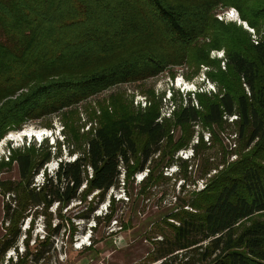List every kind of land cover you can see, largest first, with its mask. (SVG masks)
<instances>
[{
    "label": "trees",
    "instance_id": "1",
    "mask_svg": "<svg viewBox=\"0 0 264 264\" xmlns=\"http://www.w3.org/2000/svg\"><path fill=\"white\" fill-rule=\"evenodd\" d=\"M229 8L254 34L216 19ZM215 51L222 58L211 59ZM186 65L196 72L207 67L213 92L181 100L167 117L162 97L147 94L142 108L117 92L99 105L94 126L80 137L73 135V119H62L75 156L60 160L52 175L41 172V185L31 186L32 179L51 159V147L39 145L43 154L34 147L12 152L10 163L0 166L1 173L13 162L18 171V181L0 178V194L8 198L0 260L16 251L29 207L61 210L95 192L99 204L110 189L145 173L138 198L167 180L163 170L172 166L185 180L190 163L175 156L199 126L220 145V157L199 159L203 188L178 196L155 223L150 261L175 264L181 256L179 264H264V0H0V140L113 87ZM224 133L233 136L234 150L218 138ZM198 140L191 156L204 145L202 136ZM57 234L46 233L33 251L25 240L19 264H38Z\"/></svg>",
    "mask_w": 264,
    "mask_h": 264
},
{
    "label": "rangeland",
    "instance_id": "2",
    "mask_svg": "<svg viewBox=\"0 0 264 264\" xmlns=\"http://www.w3.org/2000/svg\"><path fill=\"white\" fill-rule=\"evenodd\" d=\"M229 9L237 13L234 8ZM216 19L220 21L217 17ZM221 22L241 26L250 32V28L245 23L242 25L241 20L240 24L236 19H226ZM210 58H222V51L211 52ZM208 71L204 65L198 66L197 72L193 65L170 67L154 78L113 87L73 108L39 120L29 121L22 130H44L45 135L40 141L36 137L11 139L9 138L11 135L21 130L8 132L0 140V166L10 163L13 151H23L32 147L35 148L34 150H38L45 145L51 147V159L32 179L31 186L41 185L43 180L41 172L52 175L60 160L63 162L73 161L75 156V154H69L71 151L76 152L77 148L73 143L72 135L64 129L62 119L64 121L73 119L75 122L73 135L80 137L90 130L91 124L94 126L92 117L94 113L99 114V105H107L111 96L117 92H123L125 98L133 100L134 106L140 105L142 108L148 103L149 96L147 97V94L153 93L157 100L162 97L160 111L161 115L167 117L173 106L181 100L184 101L189 97L194 98L195 93L213 92L214 84L205 76ZM76 117L79 120H76ZM228 120L230 121V119ZM192 129L195 134L188 148L179 151L175 156V159H188L190 163V166L187 167L185 180L181 178L179 172L181 170L172 166L163 170V175L167 176V180L160 185L152 186L151 189H148V194L138 198L136 195L139 191V184L145 173L133 174L127 187L120 183L118 188L110 189L106 199L99 204L95 192L83 201H72L61 210L55 204L46 210L41 208L36 210L34 207H29L26 211L27 216L20 220L21 236L15 245L16 251L13 248L9 249L4 258L0 260V264H19V259L23 258L26 252L25 240L29 239L28 248L33 251L38 241L46 237V233L51 234L53 229H58L59 234L51 237L52 249L38 264L154 263L150 261L153 245L150 243L149 237L154 236L155 223L163 220V217L170 213L174 204L177 203L176 198L178 196L182 197L188 191L203 188L206 181L199 179L201 175L198 173L199 168L197 167L199 159H202V162L208 159L209 163H212L213 160L220 157V145L207 139L209 138L208 131L199 126H193ZM179 135V132L174 133V139H177ZM200 136H202L204 145L198 149L197 157L191 156L193 151L191 146L197 144V141L199 142ZM220 137L227 144L228 150L235 149L234 144L236 142L233 136L230 138L224 133V135L218 134V138ZM36 153L43 154V151L38 150ZM235 158V156H230L229 161ZM2 170L0 173L2 180L18 181L15 163L12 162L9 167ZM182 186H184V192ZM6 202H8L7 196L0 194V237L5 234L8 227V224L3 223V211ZM92 209L95 210L92 212ZM83 216L88 218H80ZM180 259L181 256H178L175 262L182 263L183 260L180 261Z\"/></svg>",
    "mask_w": 264,
    "mask_h": 264
},
{
    "label": "built area",
    "instance_id": "3",
    "mask_svg": "<svg viewBox=\"0 0 264 264\" xmlns=\"http://www.w3.org/2000/svg\"><path fill=\"white\" fill-rule=\"evenodd\" d=\"M216 17L220 20V21H224L226 19H236L238 24H240V20L237 16V13L234 11V10H225L223 12H220L218 13V15H216ZM244 23H242L243 25ZM250 32L253 33V31L250 29ZM233 118L235 119V117H230V121L233 120ZM180 252V251H179ZM178 253V252H177ZM179 255V254H178ZM165 259H162V260H159V261H156L154 263H151V264H162V262L164 261Z\"/></svg>",
    "mask_w": 264,
    "mask_h": 264
},
{
    "label": "bare ground",
    "instance_id": "4",
    "mask_svg": "<svg viewBox=\"0 0 264 264\" xmlns=\"http://www.w3.org/2000/svg\"><path fill=\"white\" fill-rule=\"evenodd\" d=\"M45 135V132L44 130H30V129H24L18 133H15L13 135H11V139H19V138H22V137H31V138H34V137H37V138H42L43 136Z\"/></svg>",
    "mask_w": 264,
    "mask_h": 264
}]
</instances>
